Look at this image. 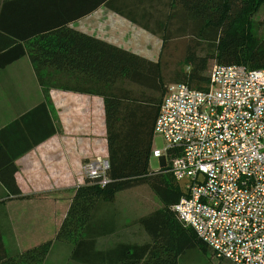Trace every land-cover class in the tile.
Masks as SVG:
<instances>
[{
	"label": "trees",
	"instance_id": "obj_1",
	"mask_svg": "<svg viewBox=\"0 0 264 264\" xmlns=\"http://www.w3.org/2000/svg\"><path fill=\"white\" fill-rule=\"evenodd\" d=\"M30 1L0 0V70L27 56L45 97L51 90H64L103 98L108 182L102 186L97 180L86 179L76 189L67 216L52 241L11 255L0 231V264H47L56 242L69 243L70 258L78 264H180L190 251L207 254L210 248L180 222L172 209L184 192L169 173V163L157 173L149 171L154 126L167 87L161 64L166 39L159 60L152 62L69 28V22L87 16L95 6L59 9L56 0L34 5ZM194 6V14H198L193 16L196 27L203 26L187 36L200 42L186 48L184 63L190 71L176 75L173 84L204 90L209 59L219 65H241L250 70L264 66V38L258 36L264 21L256 23L253 19L264 0H196ZM203 45L210 54L198 56L195 50ZM129 84L162 93V98L136 93ZM13 158L0 163L6 166L0 168V181L9 196L21 198L14 179L16 157ZM141 185H148L162 203L160 209L137 219L150 241L122 242L97 249L98 238L115 232L114 225L99 215L101 206L113 204L119 192ZM216 264L225 263L219 260Z\"/></svg>",
	"mask_w": 264,
	"mask_h": 264
},
{
	"label": "crops",
	"instance_id": "obj_2",
	"mask_svg": "<svg viewBox=\"0 0 264 264\" xmlns=\"http://www.w3.org/2000/svg\"><path fill=\"white\" fill-rule=\"evenodd\" d=\"M38 1L45 0L30 2ZM56 1L59 9L95 6L87 16L69 22V28L152 62L159 60L164 39V48L177 42L188 48L200 42L187 36L199 32L193 18L198 16L196 0ZM13 157L21 198L9 196L0 181V231L5 247L8 239L52 241L76 189L85 184L83 165L108 158L103 98L64 90H51L45 97L27 56L0 70V163ZM160 163L165 166V160ZM116 230L97 242L108 240ZM134 237L126 243H137Z\"/></svg>",
	"mask_w": 264,
	"mask_h": 264
},
{
	"label": "built area",
	"instance_id": "obj_3",
	"mask_svg": "<svg viewBox=\"0 0 264 264\" xmlns=\"http://www.w3.org/2000/svg\"><path fill=\"white\" fill-rule=\"evenodd\" d=\"M152 157L183 184L177 218L230 264H264V66L214 65L204 90L167 85L154 126ZM108 159L83 165L108 182Z\"/></svg>",
	"mask_w": 264,
	"mask_h": 264
},
{
	"label": "rangeland",
	"instance_id": "obj_4",
	"mask_svg": "<svg viewBox=\"0 0 264 264\" xmlns=\"http://www.w3.org/2000/svg\"><path fill=\"white\" fill-rule=\"evenodd\" d=\"M256 23L264 21V6H262L259 12L254 16ZM259 38H264V22L259 27L258 32ZM184 44L177 42V44H171L165 48L161 56V64L163 70L164 87L173 84L176 75L181 72L190 71V67L184 63V58L187 53V49L183 48ZM175 47V48H174ZM198 56H206L210 54V51L203 45L195 50ZM214 65H218L214 59H209L208 69L205 73L209 77L210 72ZM129 88L147 95V97H153L156 99L162 98V93H152L134 85H128ZM194 86V85H193ZM207 85H205L206 87ZM154 144L157 149L164 148V141L161 137L157 136L154 139ZM162 169L159 159L151 157L149 171L151 173H157ZM183 190L184 185L178 184ZM101 212L104 221L113 224L114 228L117 229L113 236H110L104 240L101 239L97 242V249H107L117 243H126L127 240L133 237L136 239L135 242L143 244L148 242L149 235L145 232L144 228L137 224V219L147 216L162 207V203L156 194L148 185H141L123 192H119L116 195L115 201L110 205H102ZM139 234V236H138ZM134 240V239H133ZM145 241V242H144ZM7 251L9 254H15L17 252L31 248L34 245L42 242H28L27 240L19 239L18 242L5 241ZM71 245L67 242H56L47 256V264H72L74 263L71 258ZM219 261L214 255L212 250H209L207 254H203L198 250L188 252L180 261V264H216ZM222 261V260H221ZM225 264H230L223 261ZM75 264V263H74ZM78 264V263H77Z\"/></svg>",
	"mask_w": 264,
	"mask_h": 264
},
{
	"label": "bare ground",
	"instance_id": "obj_5",
	"mask_svg": "<svg viewBox=\"0 0 264 264\" xmlns=\"http://www.w3.org/2000/svg\"><path fill=\"white\" fill-rule=\"evenodd\" d=\"M165 160V159H164ZM168 165V162L165 160V166H167Z\"/></svg>",
	"mask_w": 264,
	"mask_h": 264
},
{
	"label": "water",
	"instance_id": "obj_6",
	"mask_svg": "<svg viewBox=\"0 0 264 264\" xmlns=\"http://www.w3.org/2000/svg\"><path fill=\"white\" fill-rule=\"evenodd\" d=\"M164 166V165H163Z\"/></svg>",
	"mask_w": 264,
	"mask_h": 264
}]
</instances>
